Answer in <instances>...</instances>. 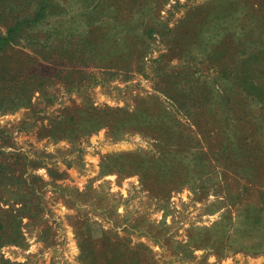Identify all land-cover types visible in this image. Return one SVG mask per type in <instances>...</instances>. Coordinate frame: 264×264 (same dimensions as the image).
<instances>
[{
    "label": "rangeland",
    "instance_id": "obj_1",
    "mask_svg": "<svg viewBox=\"0 0 264 264\" xmlns=\"http://www.w3.org/2000/svg\"><path fill=\"white\" fill-rule=\"evenodd\" d=\"M51 2L29 34L41 44L84 48L68 57L78 59L72 75L80 87L65 86L62 73L30 106L0 112V162L13 169L0 186V207L22 198L32 216L21 219V242L4 243L0 260L264 264V102L240 81L249 77L264 94V0ZM4 6L9 0L0 13ZM34 9V0H17L4 15ZM170 77L179 97L173 106L157 91ZM75 105L139 110L157 123L165 107L173 154L165 157L155 131L130 123L117 133L101 127L50 137ZM200 109L207 135L192 117ZM107 157L119 161L102 168ZM87 235L93 259L78 246Z\"/></svg>",
    "mask_w": 264,
    "mask_h": 264
},
{
    "label": "trees",
    "instance_id": "obj_2",
    "mask_svg": "<svg viewBox=\"0 0 264 264\" xmlns=\"http://www.w3.org/2000/svg\"><path fill=\"white\" fill-rule=\"evenodd\" d=\"M2 1L3 0H0V6H2ZM6 1L8 2V0ZM15 1L17 0H9L10 6H4L10 13ZM51 1L52 0H34V11L22 16H12L11 14L4 15L5 8L1 7L0 112L2 113L12 112L23 106H30L34 94H44V91L51 82H56V80L60 82L62 73L65 74V76H63L66 80L65 86L69 85L70 88H73L72 85H77V87H80L76 81V76L72 75L79 71V65L75 64L78 59H68V57L72 54L73 50H76L82 55L83 53L81 51H83L82 49L84 48H76L75 46L57 48L51 44H41L40 40L36 41V37H31L29 34L28 27L43 21L47 15V10L55 7ZM84 43L87 47L91 44L89 40H85ZM80 73H82V71H80ZM240 81L241 84L245 85L248 94L264 102V94H262L261 89L256 84L249 80V77L241 79ZM159 83L162 86L157 88V91L162 93L173 106V103L177 100L176 98H179L178 96H174L173 92H170L173 89L170 88V85L173 83V78H164V80L159 81ZM165 109L164 107L161 111H157L158 119H163V121H158L157 123L155 122L156 119L153 120L155 115H151V119L148 120L139 110L129 114L127 111L120 108L104 107L98 109L91 105L82 108L75 105L66 110L63 116L55 122L50 129L49 136L54 139L67 138L68 135L70 137V135L75 133V131H77L76 129L83 132L85 131L84 133H89L101 127L111 129V131H113L112 133H114L115 130L117 133L120 129L124 128L122 125L130 123L135 130L147 129L155 131L154 136L160 146H162V144L167 145L163 153L166 158H169L173 154V115L169 110ZM187 113L190 116V112L187 111ZM192 115L198 130L206 132V128L203 126L204 124H209V122L205 117V112L200 109V112H194ZM202 120H205L204 124H201ZM114 125H118L119 128H114ZM207 133L208 130L206 135ZM195 144V146L198 147L201 143L197 141ZM162 147L164 148V146ZM203 154L204 152L199 150L195 154V160L199 161ZM246 157V161L244 160V162L247 164L251 163V157ZM118 161V157H107L104 159L101 167L107 168L110 165L117 164ZM3 165H5V168L0 169V186H3L4 183H6L5 181L13 177V169L10 168V164H3V162H0V167ZM16 179L21 180V175L17 176ZM31 187H34V185L29 182L28 189H31ZM3 199V196L0 197V202ZM24 203L25 201L21 198L20 200H13V203L8 205L7 209L0 207V248L4 243L21 242L22 233L20 230V221L24 217H32L28 216L29 214H27L25 210L26 204ZM18 204L20 207L15 208ZM73 218L78 221L76 217ZM75 234L78 237L76 232ZM86 238L87 239L84 240L86 245L80 243L77 239L78 246L82 253L84 247L90 249V252L87 250L84 251V254L87 259H93L91 239L89 235H87ZM90 256L92 257L90 258ZM0 264L11 263L0 260ZM93 264L96 263L93 262ZM105 264H110V262L107 261Z\"/></svg>",
    "mask_w": 264,
    "mask_h": 264
}]
</instances>
